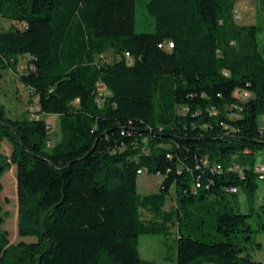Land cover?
I'll return each instance as SVG.
<instances>
[{
    "label": "trees",
    "instance_id": "1",
    "mask_svg": "<svg viewBox=\"0 0 264 264\" xmlns=\"http://www.w3.org/2000/svg\"><path fill=\"white\" fill-rule=\"evenodd\" d=\"M234 3L147 0L154 30L138 32L136 0H0V78L14 69L38 96L31 117L0 100V193L14 167L21 237L0 230V264H101L102 251L145 264L139 235L174 228L176 264H264L249 252L264 197L257 217L237 209L241 189L254 210L264 175V53ZM48 114L60 118L53 144ZM138 170L161 174L159 191L140 192Z\"/></svg>",
    "mask_w": 264,
    "mask_h": 264
},
{
    "label": "rangeland",
    "instance_id": "2",
    "mask_svg": "<svg viewBox=\"0 0 264 264\" xmlns=\"http://www.w3.org/2000/svg\"><path fill=\"white\" fill-rule=\"evenodd\" d=\"M147 0H136V30L153 31L154 19L146 9ZM264 5H260V0H235L233 8V19L240 26L255 25L259 26L258 39L260 41L262 52L264 53ZM10 24L9 20L0 17V25L7 28ZM109 61L115 60L114 50L111 48L106 52ZM27 58L20 57V62L17 66L18 72L26 69ZM3 76L0 78V100L4 103L6 114L10 117H31L33 110L37 109L38 96H33L28 88L20 81L17 71L14 69L1 70ZM103 92H107L102 88ZM52 135L51 144L59 141L62 138L60 127V118L57 114L44 115ZM5 153H10L11 146L6 142H2L0 147ZM259 161L264 162V149L256 154ZM260 178V177H259ZM163 176L161 174L144 172L139 174L138 188L142 193L157 192L160 189ZM3 189L0 193L1 198V213L2 222H0V230L4 229L8 232L11 242H18L21 237L17 234L18 221V196L16 174L14 167L8 170L1 178ZM259 189L254 202V210L251 209V204L246 193L239 190L238 198L240 205L237 208L242 212H252L257 217L259 211L262 212L260 204L264 197V178L258 179ZM213 199V197H211ZM175 198H170L167 207L174 205ZM213 211V209H212ZM145 217H150V213L143 211ZM251 223H254L251 218ZM210 229V228H209ZM199 234V231L197 232ZM254 240L262 243V246L254 245L250 247L249 252L253 258L264 262V229L253 233ZM27 240H34L35 237H23ZM139 252L144 259L145 264H176L177 263V242L176 229L169 236L161 233H141L139 235ZM101 264H118L111 259L105 251H102L100 256ZM203 264H217L212 262H204Z\"/></svg>",
    "mask_w": 264,
    "mask_h": 264
},
{
    "label": "built area",
    "instance_id": "3",
    "mask_svg": "<svg viewBox=\"0 0 264 264\" xmlns=\"http://www.w3.org/2000/svg\"><path fill=\"white\" fill-rule=\"evenodd\" d=\"M159 46L160 47H165L167 49H171L172 46H173V41L172 40H168V41L164 42L163 44L162 43L159 44ZM126 55L129 57L130 56L129 52H127ZM101 56L104 57L103 54ZM98 85H99V91H100V93H102V94L108 93V91L107 92H105V91L103 92V90H102V83L101 82H99ZM236 92H241V100H246V99H248L252 95V93L250 91L236 90ZM215 113H216V111H214V110L211 111V114H215ZM263 126H264V118H263ZM215 168L218 169V170H220L222 168V165L219 164V166H215ZM230 168H232V167H230ZM258 169H264V162H260V163L257 164V170ZM138 173L140 174V170H138ZM195 185H196L195 188L197 189V188L200 187L201 184L199 182H197ZM231 188L232 187L227 188V190L228 191H231Z\"/></svg>",
    "mask_w": 264,
    "mask_h": 264
},
{
    "label": "bare ground",
    "instance_id": "4",
    "mask_svg": "<svg viewBox=\"0 0 264 264\" xmlns=\"http://www.w3.org/2000/svg\"><path fill=\"white\" fill-rule=\"evenodd\" d=\"M218 166H219V164H218ZM260 171H263V169H259ZM144 171L143 170H140V173H143ZM260 177H264V175H261ZM238 189L236 188V187H232L231 188V191H237Z\"/></svg>",
    "mask_w": 264,
    "mask_h": 264
}]
</instances>
